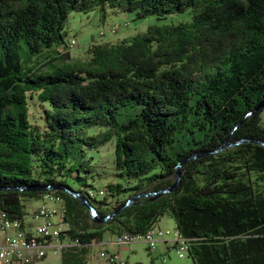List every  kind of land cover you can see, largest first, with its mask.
<instances>
[{
	"label": "trees",
	"instance_id": "obj_1",
	"mask_svg": "<svg viewBox=\"0 0 264 264\" xmlns=\"http://www.w3.org/2000/svg\"><path fill=\"white\" fill-rule=\"evenodd\" d=\"M190 10L186 22L150 26L121 43H92L72 60L64 30L70 12L132 13L165 18ZM264 0H0V214L24 222L25 201H63L75 243L63 264L107 233L144 235L166 216L188 240L195 264H264ZM140 105L124 123L119 109ZM31 104L39 106L38 115ZM93 127H110L89 135ZM116 136L105 195L93 156ZM191 137L193 146L176 149ZM142 198L98 223L63 185L88 198L100 216L136 194ZM76 184L78 188H75ZM96 191V193H95Z\"/></svg>",
	"mask_w": 264,
	"mask_h": 264
},
{
	"label": "rangeland",
	"instance_id": "obj_2",
	"mask_svg": "<svg viewBox=\"0 0 264 264\" xmlns=\"http://www.w3.org/2000/svg\"><path fill=\"white\" fill-rule=\"evenodd\" d=\"M191 12L187 10L182 14L169 15L163 19L158 17H148L144 19H136L132 13H114L109 12L106 16V20L102 22L100 20V14L98 11L91 13L83 12H70L66 25L64 27L67 33L65 40L67 42L75 41L74 47H70V53L72 60H83L87 57L88 47L92 43H121L124 39L134 37L138 34L147 32L150 26L154 25H170L186 22L190 19ZM109 28H116V33L108 32ZM100 32H104L105 35L101 36ZM140 105L136 103L127 104L125 107L119 109L117 121L124 123L135 117L140 109ZM39 106L31 104V113L38 115ZM262 119L264 122V111L262 112ZM264 125V123H263ZM110 130V127L98 128L93 127L89 129V135H100ZM193 146V140L189 136L176 144V149L181 148L189 149ZM116 148V136H113L105 145L98 150L87 151L88 157L93 156L95 158V164L98 171L103 175V179H95L94 186L97 190L103 189L104 185L109 182H114V177L111 175V166L114 163V152ZM75 188H78L76 184H73ZM96 193V191H95ZM97 194V193H96ZM43 200H26L25 211L27 216L25 220H32L33 214L38 208L43 205ZM35 225L41 223V221H33ZM175 221L170 216L164 217L161 222L162 229H169V231H175ZM108 237V236H107ZM170 237L169 239H171ZM135 247L134 252L129 251L124 254L129 264H158L163 258H166L165 264H195L190 254H186L184 258H179L177 250L171 245L167 251L163 249L161 244L157 245L155 251H151L149 245L143 241H136L132 244ZM35 264H61L60 254L48 253V256Z\"/></svg>",
	"mask_w": 264,
	"mask_h": 264
},
{
	"label": "built area",
	"instance_id": "obj_3",
	"mask_svg": "<svg viewBox=\"0 0 264 264\" xmlns=\"http://www.w3.org/2000/svg\"><path fill=\"white\" fill-rule=\"evenodd\" d=\"M108 32L116 33V28H109ZM104 36V32H100ZM75 44L72 42V46ZM100 197L105 195L101 190ZM43 205L33 214L35 221H41L33 230L24 227L20 220L10 221L5 213L0 214V264H35L45 259L48 253L59 254L64 248L61 236L68 231L65 225V205L59 198L51 194L44 195ZM170 243L177 250L179 258L189 254V242L176 229L174 232L169 229H162L158 224L152 227L142 236L133 234H122L115 237L118 246H128L134 241H143L149 245L151 251H155L160 241L170 238ZM75 243H73L74 245ZM98 259L107 264H127L117 255L109 254L108 251L98 253ZM163 258L158 264H165Z\"/></svg>",
	"mask_w": 264,
	"mask_h": 264
},
{
	"label": "water",
	"instance_id": "obj_4",
	"mask_svg": "<svg viewBox=\"0 0 264 264\" xmlns=\"http://www.w3.org/2000/svg\"><path fill=\"white\" fill-rule=\"evenodd\" d=\"M264 108V98H262V100L258 103V105L256 106V108H254L253 113L257 112L258 110ZM242 142V141H241ZM241 142L235 143V144H229L228 146L226 145V141L218 148V149H214L212 151H208V152H198L195 154L190 155L189 157H186L185 159H183L181 161V163H179L178 165H176V177L177 180H175V183L160 191V192H151V193H146V194H136L134 196H132L127 202L126 204H124L122 207L118 208L117 210H115L111 215L109 214L108 216H100L99 213L95 210L94 206H92V204L90 203V201L88 200V198H86L85 196L81 195V193L76 192L75 190H72L70 188H66V186L63 185H58V186H42L39 188H34L36 191H47V190H51V191H55V190H63L66 191V193L70 194L71 196L77 198L79 201H81V203L86 206L92 213L93 217H95V220L98 223H104L107 221H111L115 216H117L123 209H126L128 207H130L136 200L138 199H142V198H149V199H156L164 194H171L179 185L180 180H182V168L185 164H187L189 161L198 158V157H202L204 155H208V154H212V153H219L220 151L224 150L225 148L229 147V146H236L239 145Z\"/></svg>",
	"mask_w": 264,
	"mask_h": 264
},
{
	"label": "crops",
	"instance_id": "obj_5",
	"mask_svg": "<svg viewBox=\"0 0 264 264\" xmlns=\"http://www.w3.org/2000/svg\"><path fill=\"white\" fill-rule=\"evenodd\" d=\"M33 221H34V219H32V220H25L24 219V227L26 229H28V230H33L34 227L37 226V225H35V223ZM161 222H162V220L158 224L160 228H162L161 225H160ZM115 237L116 236H112L109 233H107L105 235V237H103V240L101 242L96 243V244L93 243L92 245H90L88 247L87 251H85L83 256H82V260H84L86 264H107L106 262H104L102 260H99L97 256H98L99 252L108 251L109 254L117 255L120 258H122L125 262H127V264H129L128 261L125 260V259H127V257L125 258L124 254L129 252V251L134 252L135 247L132 244L134 242H136V241H134L133 243H131L130 245L125 246V247L124 246H118L115 243ZM62 242L64 243V248L59 253L60 257H61V264H63V253L66 254L65 253L66 250L68 248L74 246L68 240L62 239ZM158 244H161L163 249H165L166 251L168 249H170V247H171V243H170V239L169 238L166 239L165 241H160ZM38 262H40V261H38ZM38 262H36V263H38Z\"/></svg>",
	"mask_w": 264,
	"mask_h": 264
},
{
	"label": "bare ground",
	"instance_id": "obj_6",
	"mask_svg": "<svg viewBox=\"0 0 264 264\" xmlns=\"http://www.w3.org/2000/svg\"><path fill=\"white\" fill-rule=\"evenodd\" d=\"M73 44H75V41H73ZM71 46H72V42H71ZM47 195V194H46Z\"/></svg>",
	"mask_w": 264,
	"mask_h": 264
}]
</instances>
